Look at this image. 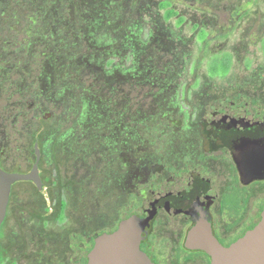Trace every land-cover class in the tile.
<instances>
[{"label": "rangeland", "instance_id": "obj_1", "mask_svg": "<svg viewBox=\"0 0 264 264\" xmlns=\"http://www.w3.org/2000/svg\"><path fill=\"white\" fill-rule=\"evenodd\" d=\"M263 47L264 0H0V164L30 167L37 132L41 166L58 172L53 191L80 195L90 235L101 234L137 201L127 195L135 148L172 131L160 115L198 111L231 88L264 95ZM225 53L231 72L212 77ZM120 119L136 121L137 138L118 134ZM153 242L166 264L204 262L180 252L170 225Z\"/></svg>", "mask_w": 264, "mask_h": 264}, {"label": "flooded vegetation", "instance_id": "obj_2", "mask_svg": "<svg viewBox=\"0 0 264 264\" xmlns=\"http://www.w3.org/2000/svg\"><path fill=\"white\" fill-rule=\"evenodd\" d=\"M225 56L229 73L234 59L230 53ZM247 62L250 68L252 59L247 58ZM210 68L209 65L208 71ZM169 114H177L178 119ZM158 119L161 124L167 120L172 131L162 132L160 144L152 143L141 155L135 148L131 161L134 173L127 195H136L137 201L127 208L128 216L110 221L103 233L93 236L84 216L87 202L80 215V195L64 193L59 198L53 191L50 174L57 177L58 172L55 169L50 173L41 166L40 136L34 131L36 160L30 167L11 169L0 164L11 174H31L37 163L38 144L42 188L34 181L12 185L0 230V264H89L90 252L101 236L117 230L123 220L142 217L149 210H156V214L141 249L154 264H166L153 242V234L162 225L171 226L181 253L201 257L203 264H211L210 256L186 246L189 232L201 219L210 221L213 235L225 247L253 230L264 214V95L231 88L224 96L201 102L198 111H166ZM134 123L120 119L114 127L119 135L121 129L124 137L134 135V140ZM81 173L84 171L79 169L74 173L78 183L83 182ZM22 184L34 192L18 189Z\"/></svg>", "mask_w": 264, "mask_h": 264}, {"label": "water", "instance_id": "obj_3", "mask_svg": "<svg viewBox=\"0 0 264 264\" xmlns=\"http://www.w3.org/2000/svg\"><path fill=\"white\" fill-rule=\"evenodd\" d=\"M35 148L37 163L31 174H11L0 167V230L7 214L12 185L18 181H34L42 188L38 175L41 158L38 144ZM155 214L156 210H149L142 217H129L117 230L101 236L90 252L89 264H154L141 249V244L149 236ZM186 246L204 251L210 256L211 264H264V214L253 230L229 247L215 238L210 221L203 218L189 232Z\"/></svg>", "mask_w": 264, "mask_h": 264}, {"label": "trees", "instance_id": "obj_4", "mask_svg": "<svg viewBox=\"0 0 264 264\" xmlns=\"http://www.w3.org/2000/svg\"><path fill=\"white\" fill-rule=\"evenodd\" d=\"M166 7V4H163V8ZM176 13L174 11H171V10H166L165 12V18L168 20L170 18H172ZM228 64H229V61L226 59H220V58H217V60H212L211 61V65H210V69L212 70V73L213 74H218L219 73V68L223 67V70H220V74H226L227 73V70H228ZM218 72V73H217Z\"/></svg>", "mask_w": 264, "mask_h": 264}]
</instances>
